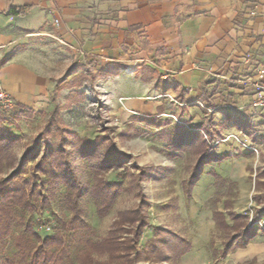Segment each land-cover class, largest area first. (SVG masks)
Segmentation results:
<instances>
[{
    "label": "crops",
    "instance_id": "1",
    "mask_svg": "<svg viewBox=\"0 0 264 264\" xmlns=\"http://www.w3.org/2000/svg\"><path fill=\"white\" fill-rule=\"evenodd\" d=\"M262 55L264 0H0V80L21 112L76 122V108L111 96L122 136L153 134L136 143L155 158L152 228L186 227L181 264H264V230L249 225L251 208L264 218V113L249 85ZM201 130L222 139L208 160Z\"/></svg>",
    "mask_w": 264,
    "mask_h": 264
},
{
    "label": "rangeland",
    "instance_id": "2",
    "mask_svg": "<svg viewBox=\"0 0 264 264\" xmlns=\"http://www.w3.org/2000/svg\"><path fill=\"white\" fill-rule=\"evenodd\" d=\"M110 100L111 96H108L104 102ZM104 102L101 103L95 99L92 104L76 108L73 112L75 118H78L76 122L67 120L69 119L67 116L61 119L60 110L56 108L59 110L60 126L74 132L73 135L71 133L69 135V132L61 135L56 124L51 125L47 134L44 133L45 127L54 115V109L30 113L21 112L18 109L6 123L0 120L3 126L18 136L4 159L0 180L13 177L14 180L19 181L27 178H36L38 182L45 181L43 194L47 195L50 200L45 207L38 203L40 198H35L34 209L15 207L12 233L0 241V264H6L8 258L21 259L17 242L20 234L28 236L38 234L44 238L59 232L64 236L65 247L57 264H78V254L87 248L88 240L97 242L110 237L119 240L120 247L117 248L115 254L93 251L94 264H181V255H172L168 245L165 250L170 257L165 259L153 253L150 247L153 238L156 237L152 228L153 218L159 217L153 207L151 208L153 190L149 182L155 158H153V148L146 149L145 146L140 149L136 143L140 141V138L143 142H148L153 134L139 136L130 133L122 136L118 130L121 125L114 123L112 118L106 115ZM120 102L123 105V98H120ZM81 126H85L89 132L92 130V133L79 136L75 128ZM93 132H99V134ZM205 133L208 136L207 139L204 135L207 144L216 146L217 144L213 145L216 141L211 139L207 132ZM79 138L91 142L87 145L90 148L87 156L78 152L86 148V144L78 142ZM74 139L76 146L71 142ZM49 144L54 149H68L69 163L86 186L78 199L80 205L78 216L73 207V190L68 189L62 179L56 180L53 184L52 179L36 167ZM37 147L38 149L35 150ZM177 147H182V144L179 143ZM237 149L240 152L244 150L239 146ZM179 157H184V154L180 153ZM258 163L259 161L256 163L258 167L255 166L253 169L254 174L259 171ZM102 181L115 184L119 188L118 196L106 214L99 212L101 202L92 193L95 186ZM193 183L191 180L189 186L191 187ZM159 205L158 209L163 211L165 208H162V203ZM139 214L146 216L145 219L149 225L144 229L142 240L137 246L128 248L127 245L133 238V230L137 227L136 217ZM254 215L256 218V213ZM63 224H66V227ZM174 224V230L173 228H160L174 232L188 240L186 227ZM49 225L52 227L51 230L48 229ZM176 228L180 230L176 231ZM35 241L38 245L39 240L35 238Z\"/></svg>",
    "mask_w": 264,
    "mask_h": 264
},
{
    "label": "trees",
    "instance_id": "3",
    "mask_svg": "<svg viewBox=\"0 0 264 264\" xmlns=\"http://www.w3.org/2000/svg\"><path fill=\"white\" fill-rule=\"evenodd\" d=\"M59 110H54V115L51 120H49L47 126L45 127V134L50 131L51 125L56 124L60 134L64 135L69 132V135L74 134L72 131H68L66 128L60 126L58 121ZM18 139L17 134H15L9 128L3 126L0 123V171L2 170L4 159L7 157L12 144ZM82 144H86L85 150H79L82 154L88 155L90 148L87 145L91 143L88 140L78 139ZM74 146H76V141L71 140ZM207 148L203 153V159H211L214 157L212 148L208 146L207 140L205 139ZM35 148V150H37ZM120 155V154H119ZM70 152L66 148L54 149L51 144L47 145L43 156L36 164L37 169L43 171L52 179L54 184L56 180L62 179L64 184L68 189L73 190V207L75 214L78 216L80 212L79 197L85 191L86 186L83 181L78 176L75 169L69 163ZM45 186V181L38 182L36 178L14 180L13 177L0 180V241L5 239L12 233V225L14 223V210L15 207L34 209L35 208V198L40 200L38 203L40 206H46L50 200L49 197L43 194V188ZM118 186L115 184H108L101 182L95 186L93 189V195L101 203L99 206V212L101 214H106L112 204L115 202L118 196ZM138 212L139 209H138ZM146 216L139 214L136 217L138 221L137 227L133 230V238L130 239L129 245L127 247H136L139 241L142 239V233L144 229L148 227L149 222L145 219ZM66 227V224H63ZM155 238L150 244L151 251L162 259L169 258L170 255L166 253L165 247L168 245L172 255H182L190 248V243L188 240L182 236L164 230L163 228H156ZM35 238L39 240V244L35 241ZM17 242L19 246V251L21 253V259L16 260L13 258H8L6 264H57L61 253L64 251L65 242L62 233H57L53 235H47L44 238L38 236V234L26 235L20 234L17 237ZM119 240L114 237L103 239L101 241H87V248L83 249L78 254V264H94L95 260L93 258V251L98 253H109L115 254L119 246ZM235 248V246L227 245L225 251Z\"/></svg>",
    "mask_w": 264,
    "mask_h": 264
},
{
    "label": "built area",
    "instance_id": "4",
    "mask_svg": "<svg viewBox=\"0 0 264 264\" xmlns=\"http://www.w3.org/2000/svg\"><path fill=\"white\" fill-rule=\"evenodd\" d=\"M252 15L257 14L256 8H253L250 12ZM59 22V20H56ZM255 60V77L249 80V85L253 89V99L251 101L250 107L253 110H258L261 113H264V55L262 56H252ZM18 110V106L13 98V96L4 89L1 80H0V120L6 123L9 118L13 116V114ZM175 120L190 128V125L187 121L178 119L175 117ZM205 137L208 139L206 133L201 130ZM226 140L232 139L237 146L244 150L252 151L255 154H259V147L248 142L243 138V135L240 132H228L225 136ZM221 140H217L213 145L218 144ZM255 211L251 208L250 210V223L249 225L259 227L264 230V218H255ZM51 226H48V229L51 230Z\"/></svg>",
    "mask_w": 264,
    "mask_h": 264
}]
</instances>
